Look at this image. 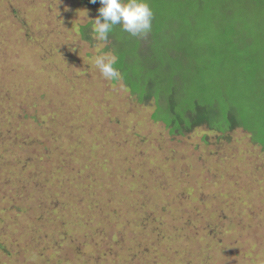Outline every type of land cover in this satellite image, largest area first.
<instances>
[{
  "label": "rangeland",
  "instance_id": "rangeland-1",
  "mask_svg": "<svg viewBox=\"0 0 264 264\" xmlns=\"http://www.w3.org/2000/svg\"><path fill=\"white\" fill-rule=\"evenodd\" d=\"M224 1L242 5L181 7L175 51L199 73L191 93L259 128L264 6ZM96 17L80 0H0V264H264L261 147L243 128L153 120V98L96 67L114 54L81 38Z\"/></svg>",
  "mask_w": 264,
  "mask_h": 264
},
{
  "label": "trees",
  "instance_id": "trees-1",
  "mask_svg": "<svg viewBox=\"0 0 264 264\" xmlns=\"http://www.w3.org/2000/svg\"><path fill=\"white\" fill-rule=\"evenodd\" d=\"M80 1L95 9L98 16V9L102 6L99 0L96 3L91 0ZM249 1L245 0L244 3H254ZM256 2L264 6V0ZM148 3L154 16L151 31L146 36H132L123 30L122 25H116L106 40L108 44L105 49L113 51L118 58L116 68L131 93L137 95L140 102L153 98L156 108L152 119L162 121L173 134L183 135L200 125H206L209 131L222 133L239 127L251 133L252 141L264 152V126L252 128L249 117L242 111H236L234 106L229 110L222 109L218 104L222 102L219 96L212 99L211 103H206L199 94L191 93V85L199 73L193 78L196 69L187 68L188 64L182 66L185 51L181 54L175 51L178 34L182 32L180 27L186 22L182 16V6L197 4L199 9H204L202 12L214 9L222 13L238 10L242 3L238 6H232L231 2L224 0H148ZM92 23L89 21L80 25L83 40L94 42ZM222 31L225 30L222 28ZM177 46L181 47V44ZM178 64L182 66L180 70ZM185 74L191 75L189 83ZM188 84H191L190 87ZM184 88H188L187 92L183 91ZM252 120L258 121L256 118Z\"/></svg>",
  "mask_w": 264,
  "mask_h": 264
},
{
  "label": "clouds",
  "instance_id": "clouds-1",
  "mask_svg": "<svg viewBox=\"0 0 264 264\" xmlns=\"http://www.w3.org/2000/svg\"><path fill=\"white\" fill-rule=\"evenodd\" d=\"M91 2L96 3L97 0ZM99 3L102 6L92 23L97 39L106 41L116 25H122L123 30L132 36L143 37L151 31L154 13L148 0H99ZM117 59L114 54L96 57L95 65L105 79H121L116 68Z\"/></svg>",
  "mask_w": 264,
  "mask_h": 264
},
{
  "label": "crops",
  "instance_id": "crops-1",
  "mask_svg": "<svg viewBox=\"0 0 264 264\" xmlns=\"http://www.w3.org/2000/svg\"><path fill=\"white\" fill-rule=\"evenodd\" d=\"M234 244H235V240H234V238L230 239L229 242L227 243V245H228L229 247L233 246Z\"/></svg>",
  "mask_w": 264,
  "mask_h": 264
}]
</instances>
